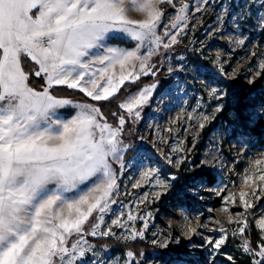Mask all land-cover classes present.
<instances>
[{
	"label": "snow or ice",
	"instance_id": "1",
	"mask_svg": "<svg viewBox=\"0 0 264 264\" xmlns=\"http://www.w3.org/2000/svg\"><path fill=\"white\" fill-rule=\"evenodd\" d=\"M164 4L174 10L167 24ZM209 7L219 8L220 26L252 22L253 30L264 33V0H198L193 14ZM190 11V4L179 0H0V264H138L132 250L121 258L104 259L109 245L98 251L88 238L115 239L126 248L144 241L155 218L151 206L180 179L159 166L144 167L151 153L137 152L139 177L128 176L134 180L130 186L121 180L131 165L126 154L139 147L124 141L125 125L142 119L157 83L129 91L122 100L120 93L126 82L137 84L142 77L158 75L153 58L171 59L169 52L189 27ZM221 32L218 26L207 35ZM128 43L134 46H120ZM193 51L203 56L202 49ZM203 58L212 67L185 63L187 58L180 56L167 68L170 77L183 74L193 82L202 80L215 102L212 113L199 111L202 98L191 111L181 110L184 123L192 127L195 122L197 132L223 110L238 77L226 70L220 56ZM259 69L247 79L249 92L264 79V62ZM64 89L88 99L78 102L56 94ZM260 96H249L233 114L235 138L245 147L241 158L256 135L264 138V92ZM113 100L119 111L111 113L115 123H110L100 102ZM182 130L187 129H176ZM197 138L193 136V147ZM160 143L168 141L154 146ZM185 145L178 140L171 153L164 150L162 160L193 174L185 180V193L194 197L198 189H208L214 194L227 223L215 217L205 223L199 215L193 220L181 213L175 227L166 226L170 235L160 233L163 239H157L153 233V252H140L139 264H217L220 256L225 264H234V257L224 251L230 236L242 238L238 250L250 264H264V219L257 223L256 245L246 238L255 210L264 211V152L250 158L255 171L244 174L240 190L234 191L235 181L217 183L213 173L218 163L201 161L196 167L204 174L197 178L196 168L188 167V155L181 154ZM122 194L131 199L125 202Z\"/></svg>",
	"mask_w": 264,
	"mask_h": 264
},
{
	"label": "rangeland",
	"instance_id": "2",
	"mask_svg": "<svg viewBox=\"0 0 264 264\" xmlns=\"http://www.w3.org/2000/svg\"><path fill=\"white\" fill-rule=\"evenodd\" d=\"M179 2L189 3L192 11L188 13L190 23L188 29H186L180 38L181 43L176 45L168 54L171 59L154 57V62L160 69L158 75L156 77H142L137 84H128L126 82V86L122 90L125 97L129 91L134 92L138 88H143L154 82L157 83L151 104L143 111L142 119L140 121L129 120L125 125L124 141L139 147L137 150H129L126 154V161H131V165L125 170V174L121 177V180L127 181L130 186L134 180L128 181L127 177L130 175L134 178L139 177L138 161L134 159L137 156V152L144 154L151 153L150 159L143 160L144 167H147L149 164L154 167L159 166L166 175L175 173L180 179L175 182L176 187L168 195L151 206L155 213V218L144 241H136L130 248H126L123 243L118 244L115 239L88 238L91 243L96 245L98 251H102L103 245H109V251L104 256L106 260L114 257L121 258L125 251L132 250L137 254L136 259L139 264L140 252H144L149 256L153 252V246L150 243L153 238V233H156L157 239H163L160 233H163L164 236L170 235L166 226L171 223L175 227V220L181 219V213L189 216L193 220L199 215L202 222L205 223L209 221L210 217H215L227 223V214L219 211L220 202L214 194L208 189H198L200 194L194 197L191 193H185V180L190 179L193 174L185 171L183 167L180 169L171 167L162 160L164 150L166 149L171 153V145L175 144L178 140L182 139L186 141V153L181 154H187L189 160L192 162L188 167L196 168L197 171L200 169L196 166L203 160L209 161L210 164L218 163L219 166L216 172L213 173L217 183L230 184L235 181L238 187L231 189L234 191L240 190L242 176L244 174H251L255 171L250 166V158L258 157L261 152H264V144L253 140L247 146V156L241 158L240 154L245 151V147L238 145L235 138L233 128L236 121L234 115H223V111L227 108L228 104L227 98L223 102L225 105L223 110L216 114L217 118L204 130L197 132L195 122H193L192 127L186 125L184 123L185 117L181 116L182 109L191 111L192 108L196 107L197 100H201L202 98L203 107L199 111L212 113L215 109V102L211 101L208 97V90L202 80L197 79L193 82L192 80L185 79L183 74H180L179 77H170L167 74L169 64L175 66L177 64V58L180 56L187 58L185 63L189 61L198 64L208 63L209 67H212V65L204 60L203 57L215 58L216 56H220L222 60L226 61L225 67L229 73L233 71L238 73L237 82L233 89L244 88L248 86L247 79L254 77L260 71L259 65L264 62V33L259 30H253L249 26L252 22H249V24L241 23L240 27H237L232 21H228L225 26L218 25L216 19L220 14L218 7H209L205 12L193 14L194 6L198 0H179ZM218 2L219 0H212L213 4H218ZM161 7L166 10L163 22L167 24L173 18L174 10L167 4L161 5ZM218 26L222 27L220 34H216L215 36L207 35L210 30ZM245 38L246 42L244 45L237 43L239 39ZM128 44L131 47L134 46L131 43ZM193 49H202L203 56H201L200 52L193 51ZM260 88L264 91V82ZM66 91L69 92V90ZM76 101L79 102L80 100ZM115 111H119L118 108ZM173 121L176 123H173ZM110 123H115V120L112 118ZM178 127L187 130L177 132L176 129ZM167 129H171V133ZM193 136L198 137L195 141V147H193ZM160 140L168 141V143H160L158 146H154ZM233 161H236V163H233ZM212 186L210 185L209 187ZM121 189L123 192L125 189L124 183H121ZM145 190L148 189H142L141 191ZM244 190L251 191L248 187H245ZM201 196L204 199H201ZM120 199L127 202V199L131 198H125L122 194ZM180 199L186 205H183ZM210 208L214 209V211L209 212ZM255 212V218L250 219L251 228L246 237L254 246L260 240L257 223L260 219H264V211L257 208ZM110 218L115 217L111 216ZM235 218L234 216L233 219ZM173 234L180 235L181 240L185 244L187 243L180 233ZM213 235H219V233H213ZM199 239L196 238V241L199 242ZM242 242V238H233L230 236L225 246L224 251L234 257V264L250 262L238 250ZM174 247L176 246L174 245ZM217 264H225L223 256L217 257Z\"/></svg>",
	"mask_w": 264,
	"mask_h": 264
},
{
	"label": "trees",
	"instance_id": "3",
	"mask_svg": "<svg viewBox=\"0 0 264 264\" xmlns=\"http://www.w3.org/2000/svg\"><path fill=\"white\" fill-rule=\"evenodd\" d=\"M121 46L131 47L129 44H122ZM263 82H264V79H260L256 88L253 89L251 92H249L248 86H246L244 88H237V89L232 88L229 91V96L227 97L228 104H227V108L223 111V115L225 116L227 114H234V113L238 112L239 110L243 109V107L248 103L249 96L256 97L257 100H259L261 98L260 94L262 92H264L260 88V86ZM56 94L61 95V96L68 95L69 98H73L75 100H80V101L88 99L86 97H82V94L71 93L69 95V92L66 91V89L60 90ZM123 97H124V93L122 91L120 93V99L122 100ZM93 103H95V102H93ZM100 103L103 106V111H104L105 115L108 116V118H109V122H111L112 121L111 113L117 109L118 101L113 100L111 103H108V102H100ZM253 140L264 144V138L259 137V135H256V137ZM203 174L204 173H201L200 170L196 171L197 178H199V176L203 175ZM178 185H179V182H178ZM180 202L183 205H186L182 199H180ZM240 264H250V262H245V263L243 262Z\"/></svg>",
	"mask_w": 264,
	"mask_h": 264
}]
</instances>
